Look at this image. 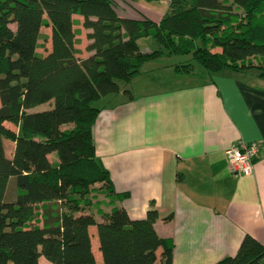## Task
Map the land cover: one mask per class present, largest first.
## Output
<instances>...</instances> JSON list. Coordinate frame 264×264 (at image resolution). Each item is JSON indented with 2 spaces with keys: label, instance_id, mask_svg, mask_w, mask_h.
Instances as JSON below:
<instances>
[{
  "label": "trees",
  "instance_id": "obj_1",
  "mask_svg": "<svg viewBox=\"0 0 264 264\" xmlns=\"http://www.w3.org/2000/svg\"><path fill=\"white\" fill-rule=\"evenodd\" d=\"M116 2L0 0V264H39L40 257L49 264H174L172 238L154 228L158 210L131 218L116 204L127 192L115 191L96 155L92 127L101 107L92 103L163 56L189 55L173 64L178 74L198 64L211 74L254 69L264 79V0H171L158 22L119 16ZM73 14L89 29L85 58L76 56ZM43 27L50 28L45 54L37 50L48 38ZM148 36L158 47L141 50L138 39ZM4 139L14 144L11 156ZM95 190L109 205L97 206L98 220L86 212ZM212 264H264V244L246 234L234 255Z\"/></svg>",
  "mask_w": 264,
  "mask_h": 264
},
{
  "label": "crops",
  "instance_id": "obj_2",
  "mask_svg": "<svg viewBox=\"0 0 264 264\" xmlns=\"http://www.w3.org/2000/svg\"><path fill=\"white\" fill-rule=\"evenodd\" d=\"M146 2L136 4V11L122 7L116 13L158 22L167 3ZM72 16L77 20L76 56L85 58L92 53L86 49L89 29L82 26L81 15ZM45 28L43 48L48 50L50 28ZM150 61L159 70L153 76L149 72V81L158 78L159 89L149 83L146 90L147 81L132 98L100 106L92 127L96 155L115 191L127 192L116 204L131 218H143L151 206L158 210L154 228L172 238L174 264H212L234 255L246 234L264 244V79L251 69L178 74L174 63L162 57ZM239 140L261 144L249 175H235L228 166L225 149ZM48 158L56 161L52 153ZM170 212L172 218L163 220Z\"/></svg>",
  "mask_w": 264,
  "mask_h": 264
},
{
  "label": "rangeland",
  "instance_id": "obj_3",
  "mask_svg": "<svg viewBox=\"0 0 264 264\" xmlns=\"http://www.w3.org/2000/svg\"><path fill=\"white\" fill-rule=\"evenodd\" d=\"M116 1H117L116 2V4H117L116 8L118 9V13L119 12L120 13L123 12L122 7L125 8L128 12H130V9L133 10L132 9L133 7H134V10L137 8L136 4L139 3V5H140V4H143V3H147L146 2L147 0H132V2H134V3H131V5H133V6L130 7L129 5H125L121 0H116ZM123 15H125V14H123ZM125 17H127V16H125ZM41 30H42V33L48 35V32H49L48 28L43 27ZM41 43H43V40H40V44ZM47 43L49 44L50 42L47 41ZM138 46H139V48L141 50L142 49L153 50V49L158 47V44L156 43V41L152 37L148 36V37L140 38L138 40ZM43 47L44 46L40 45L37 50L40 53H44V51H46L47 48H43ZM162 58L164 60L170 61L171 63H178L180 61L188 59L189 55H172L170 57L169 56H163ZM147 64H149V66H147ZM153 66H155V65L152 63V61H150V60L146 61L142 65L141 71L138 74H136L128 83H124L122 80H118V83L120 85V91L118 93H116L117 95H115V94L106 95V96L100 98L99 100L94 101L92 104L95 105V106L100 107V106L108 104L110 102L114 103L115 100H118L122 96H127V94L123 92L124 88H127L128 90H130V92L132 94H136V92L139 91V88H141L142 83L147 82V81L148 82L146 84V90H149V88H150L149 83L150 84L152 83L151 85L153 86V89H159V88H156L157 81L155 80V79H158V78H153L152 79L153 81L152 80L149 81V76L156 75L157 70H159V68L157 69L156 67H155L156 68V70H155L153 68ZM172 69L174 70L173 66H172ZM195 69L200 70V71H205V69H203L198 64L196 65ZM151 71H154V72H151ZM149 72H151V75H149ZM254 72H255V70L251 69L249 73L253 74ZM159 73H164L161 76H165L166 75L165 72H163V71H161ZM246 76L249 77L248 74ZM47 108H49L48 103L44 104L39 109H47ZM4 124H5V126L9 127L10 129H13V130L16 129V127L10 122L6 121ZM3 143H4V148H5V152H6L7 156H11V153H12V150H13V145H14L13 142L8 140V139H4ZM95 186L98 187L99 184H95ZM91 197H92L91 198L92 205L89 208H87L86 212L91 213L94 216V218L96 220H98L100 217L96 213V208H97V206H99L100 208L107 210L109 208V205L107 204L108 198L104 195L103 192H100L98 190H95L94 192H92ZM96 202H98L99 204L96 203ZM89 233H90V237H91L92 251L94 253L95 259L98 262H100L101 261V255H100V251L98 249V239H97V235H96V231H95V226H90ZM157 260L161 261L160 256H158ZM39 264H48V263H47L46 259H44L43 257H40L39 258Z\"/></svg>",
  "mask_w": 264,
  "mask_h": 264
},
{
  "label": "built area",
  "instance_id": "obj_4",
  "mask_svg": "<svg viewBox=\"0 0 264 264\" xmlns=\"http://www.w3.org/2000/svg\"><path fill=\"white\" fill-rule=\"evenodd\" d=\"M169 3L171 0H163ZM261 144L258 140L250 142L237 141L225 149L228 166L235 175H249L253 172L254 163L259 155Z\"/></svg>",
  "mask_w": 264,
  "mask_h": 264
}]
</instances>
